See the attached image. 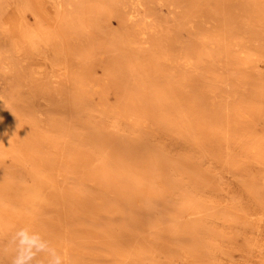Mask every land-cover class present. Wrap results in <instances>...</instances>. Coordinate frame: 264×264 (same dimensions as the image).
Instances as JSON below:
<instances>
[{
    "label": "rangeland",
    "instance_id": "1",
    "mask_svg": "<svg viewBox=\"0 0 264 264\" xmlns=\"http://www.w3.org/2000/svg\"><path fill=\"white\" fill-rule=\"evenodd\" d=\"M61 1L0 0V264H52L53 253L72 264L107 250L102 232L85 243L63 185L77 113L145 120L215 211H264V0ZM234 220L229 233L207 220L214 238L204 241L222 264H264V223Z\"/></svg>",
    "mask_w": 264,
    "mask_h": 264
},
{
    "label": "bare ground",
    "instance_id": "2",
    "mask_svg": "<svg viewBox=\"0 0 264 264\" xmlns=\"http://www.w3.org/2000/svg\"><path fill=\"white\" fill-rule=\"evenodd\" d=\"M66 2L63 3V0L61 1V8L69 9V3L68 1ZM228 4L232 6V3ZM242 8L244 7L242 6ZM246 10L248 11V9ZM255 19L259 20L258 18ZM231 34L233 35V33ZM36 76H38V73ZM21 94H23L22 91ZM25 95L27 94L25 93ZM35 96L37 97V95ZM23 102L26 103L25 100ZM204 104V100L201 97L195 101V106L200 109L204 108ZM2 113L4 114V112ZM107 119L91 114L83 115L77 113L69 122L74 130L75 137H73V145L65 161L63 185L74 205V212L78 216L77 221L86 231L83 236L85 243H97L102 232L105 234L103 245L107 249L100 259L92 261L75 258L73 263L222 264L224 259L222 254L215 250L211 244L204 241V239L214 238L212 233L207 230V220L213 221V223L219 222L224 233H229L230 228H226V225L228 226L227 223L232 217L235 218V222L238 219L239 221L242 220L246 224H251V228L253 227L254 229L260 228L261 224L264 223L263 210L254 212L252 215L237 214V217L232 214L233 209L231 208L215 211L213 195L205 193L194 186L191 181H187L177 175L173 163L157 145L153 128L145 120L138 118L135 120L130 115L122 121ZM209 119L216 126L222 123L220 114L216 110L211 112ZM15 148L17 149V147ZM227 148L229 149V146ZM230 152L229 149L228 154ZM259 161L262 163V157H259ZM34 164L37 163L35 162ZM1 173L3 174V172ZM41 183L40 186H42ZM223 200L226 201V199ZM225 207L227 208V206ZM76 251V244L71 242V246L69 245L65 248L68 260L70 259V253Z\"/></svg>",
    "mask_w": 264,
    "mask_h": 264
},
{
    "label": "clouds",
    "instance_id": "3",
    "mask_svg": "<svg viewBox=\"0 0 264 264\" xmlns=\"http://www.w3.org/2000/svg\"><path fill=\"white\" fill-rule=\"evenodd\" d=\"M22 234H26L22 233ZM17 264H24L23 259L21 258L20 260L17 261ZM52 264H61V258L58 255H55V253H53V262Z\"/></svg>",
    "mask_w": 264,
    "mask_h": 264
}]
</instances>
